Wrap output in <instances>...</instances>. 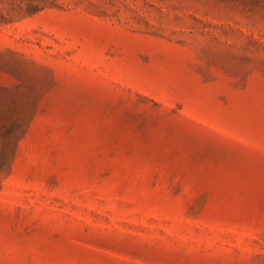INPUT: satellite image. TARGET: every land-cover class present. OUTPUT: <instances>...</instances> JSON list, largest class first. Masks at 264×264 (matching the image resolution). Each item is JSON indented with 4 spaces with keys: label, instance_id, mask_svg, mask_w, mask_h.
<instances>
[{
    "label": "rangeland",
    "instance_id": "obj_1",
    "mask_svg": "<svg viewBox=\"0 0 264 264\" xmlns=\"http://www.w3.org/2000/svg\"><path fill=\"white\" fill-rule=\"evenodd\" d=\"M0 264H264V0H0Z\"/></svg>",
    "mask_w": 264,
    "mask_h": 264
}]
</instances>
